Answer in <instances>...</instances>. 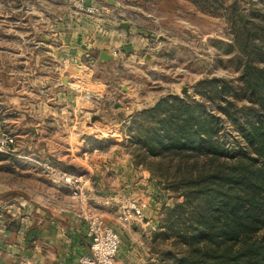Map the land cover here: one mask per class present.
<instances>
[{"label":"rangeland","instance_id":"obj_1","mask_svg":"<svg viewBox=\"0 0 264 264\" xmlns=\"http://www.w3.org/2000/svg\"><path fill=\"white\" fill-rule=\"evenodd\" d=\"M54 1L0 0V132L14 136L17 142L14 153L0 154V205L5 201L9 205L16 204L11 200L15 194L21 197L18 194L21 191L35 195L43 187L45 190L56 188L62 185L59 178L63 174L90 177L81 164L87 160L95 170H90L93 173L91 178H82L83 185L88 180L84 196L88 198V193L92 195L89 197L91 200L87 202L85 199L84 204L106 220L109 219L107 214L117 217L120 210L103 205L104 199L116 198L120 193L127 195L126 200H137L140 193L150 196L159 203L155 222L157 228L151 234L156 243L158 264H175L166 255L177 249L173 240L160 229L166 210L183 201L167 189V179H172L174 172L162 174L166 173L167 165L166 162L160 164L159 159L148 158L144 165L137 164L128 128L138 112L152 107L163 97L182 96L185 88H189L187 95L193 97L195 85L201 80L239 77L244 61L235 47L227 18L219 15L220 12L216 14L217 3L228 5L233 0H212L214 5L202 9L192 0L120 2V9H124L125 13L118 12L116 16L128 23L132 31L129 36L126 34L128 39L122 36L124 30L120 31L124 45L120 51H114L116 60L103 69L97 66L94 74L88 70L78 71L73 75V84L70 83L79 96L78 102H75L77 115L72 114L69 120L77 125V135L71 138L76 164L57 162L44 142L51 139L61 144L60 141L67 138L68 133L61 124L68 117L66 113L71 111L66 107L67 103L61 106L58 115H28L10 108L4 92L6 62H16L14 70L20 79L25 73L20 62L27 60L23 49L36 48L41 43L35 13L60 11L59 6L52 3ZM69 2L73 10L85 14L88 13L77 8V3L96 7L100 13L102 10L97 2ZM90 58L97 61L98 52L91 53L90 57L82 56L81 62L91 68L87 63ZM95 82L107 86L108 96L106 88L93 84ZM94 94L102 100H93ZM63 109L65 116L62 119ZM38 124L40 126H35ZM224 124L223 139L232 144L234 139H238L237 133L227 120ZM22 225L0 223V264H21L19 235ZM5 232H14L15 237L5 236Z\"/></svg>","mask_w":264,"mask_h":264},{"label":"trees","instance_id":"obj_2","mask_svg":"<svg viewBox=\"0 0 264 264\" xmlns=\"http://www.w3.org/2000/svg\"><path fill=\"white\" fill-rule=\"evenodd\" d=\"M217 4L244 61L239 77L201 80L193 97L161 98L132 118L128 133L137 164L166 162L162 174L174 172L167 189L183 199L160 223L177 249L168 259L264 264V1ZM224 120L237 133L232 144Z\"/></svg>","mask_w":264,"mask_h":264},{"label":"crops","instance_id":"obj_3","mask_svg":"<svg viewBox=\"0 0 264 264\" xmlns=\"http://www.w3.org/2000/svg\"><path fill=\"white\" fill-rule=\"evenodd\" d=\"M69 1L52 2L59 6L60 11L58 12L42 10L35 13L39 21L37 29H40L41 43L36 46L38 49L33 47L23 49L27 53V60L20 62L21 67L25 69L20 79L17 71L14 70L17 68L14 67L16 62H6L4 92L10 108L24 111L28 115L47 116V113L58 115L61 106L67 103L66 107L73 111V113L67 112V120L64 119L61 123L68 133L67 138L62 139L61 144L51 139L44 142L46 147L51 149L49 152L53 153L51 156L57 162L76 164L77 157L71 148V138L77 135L75 134L77 125L69 121L71 115L76 117L78 112L75 102H78L79 96L77 97V91L70 86V83L73 84V75L78 71L87 72V70L94 74L97 66L102 69L106 68L114 61H100L101 53L106 52L114 57V51H120V47L124 45V39L126 37L128 39V36L121 28V24L126 22L118 20L116 16L118 12L125 13L124 9H120V2L123 3V0H87L89 4L97 2L102 6L98 16L73 10L71 5H68ZM42 5L45 8L46 5L43 2ZM121 30L123 31L122 36H125L124 39L120 34ZM131 31L130 26V33ZM95 51L98 52L97 61L90 58L87 62L91 69L81 60L82 56L90 57ZM93 84L105 87L106 96H108L106 85L101 82ZM93 100L101 101L102 98L94 94ZM64 114L65 109L62 111V119ZM35 126H40V124ZM81 164L90 176L81 177L91 178L93 173L90 170L93 168L95 170V167L89 165L87 160H83ZM86 183L88 180L85 181V191ZM18 194L21 197H16L15 194L11 200L16 204L9 205V202L5 201L2 202L4 205H0V223H23L19 235L21 264H78L79 257L89 253L90 242L85 222L80 217L82 211L91 212V209L87 204L79 205L73 201L71 191L65 185L62 184L49 190L43 187L35 195H29L24 191ZM88 194L87 202L89 197H92L90 193ZM102 195L100 196L103 197ZM119 195L113 199H104L102 204L121 211V205L126 201L127 195L124 196L121 193ZM93 199L97 200V198ZM137 200L148 201L143 222L124 227L118 220L121 212L117 217L115 214H107L109 218L106 219L107 224L121 238L115 264L159 263L156 243L151 235L157 228L155 222L158 219L159 203L142 193ZM5 236L13 239L15 234L5 232Z\"/></svg>","mask_w":264,"mask_h":264},{"label":"built area","instance_id":"obj_4","mask_svg":"<svg viewBox=\"0 0 264 264\" xmlns=\"http://www.w3.org/2000/svg\"><path fill=\"white\" fill-rule=\"evenodd\" d=\"M76 7L89 15H100L99 9L90 5L85 6L82 2L77 3ZM16 147L17 142L14 136L0 132V154L14 153ZM59 180L71 191L73 201L83 205L86 197L84 196L85 190L82 178L63 174ZM147 207V203L126 200L121 205L118 220L124 227L143 222L145 219L144 211ZM80 218L85 222L90 245L89 253L82 254L78 259V264H115L121 246L119 234L97 213L82 211Z\"/></svg>","mask_w":264,"mask_h":264},{"label":"water","instance_id":"obj_5","mask_svg":"<svg viewBox=\"0 0 264 264\" xmlns=\"http://www.w3.org/2000/svg\"><path fill=\"white\" fill-rule=\"evenodd\" d=\"M121 28L124 29L127 33V35L129 36L130 35V25L128 23H122L121 24ZM115 58L113 56H110L108 53L106 52H103L101 53L100 55V61H103V62H109V61H114ZM188 91H189V88H185L183 89L182 91V96H185L188 94ZM97 119H100L99 117H97Z\"/></svg>","mask_w":264,"mask_h":264}]
</instances>
